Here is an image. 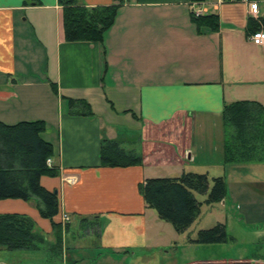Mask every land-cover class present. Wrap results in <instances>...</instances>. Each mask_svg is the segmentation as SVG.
Returning a JSON list of instances; mask_svg holds the SVG:
<instances>
[{
  "label": "crops",
  "instance_id": "0c3cea01",
  "mask_svg": "<svg viewBox=\"0 0 264 264\" xmlns=\"http://www.w3.org/2000/svg\"><path fill=\"white\" fill-rule=\"evenodd\" d=\"M253 1L255 17L242 3H198L219 23L217 32L200 34L190 0H131L100 44L65 42L58 0H0V122H45L41 137L59 172L40 185L57 194L52 222L70 218L57 246L34 201L0 200V214L27 215L43 238L33 251L1 250L0 264H158L170 254L203 264L196 253L217 247L192 244L189 229L176 233L139 193L147 179L183 173L223 177L227 196L216 205L233 203L248 224L264 225V163L223 162L224 105L264 106V49L250 43L248 28L249 18H264V0ZM124 98L121 107L113 101ZM67 99L84 100L92 115L70 114ZM102 140L138 152L142 165L101 167ZM216 205L203 206L210 214ZM85 217H98L99 236L84 232Z\"/></svg>",
  "mask_w": 264,
  "mask_h": 264
},
{
  "label": "trees",
  "instance_id": "16d2710c",
  "mask_svg": "<svg viewBox=\"0 0 264 264\" xmlns=\"http://www.w3.org/2000/svg\"><path fill=\"white\" fill-rule=\"evenodd\" d=\"M200 3L204 0H190ZM228 2V0H224ZM62 9L64 40L67 43H102L105 32L113 25L119 0L109 6L87 7L80 0H58ZM192 17V16H191ZM200 34L218 31L216 15L192 17ZM248 28L253 34L264 30V18L248 19ZM57 93L55 84H51ZM72 115L90 116V106L84 100L67 99ZM80 109V110H79ZM223 125L230 129L223 144V162L229 164L264 163V106L255 101H237L224 105ZM46 130L43 121L20 122L6 125L0 122V200L34 201L42 219L51 221L55 244L61 245L62 234L68 223H54L58 215L57 194L40 185L41 177L54 178L58 168L47 166L53 157L52 145L41 135ZM101 167L128 168L142 165V156L126 150L116 141L102 140L99 147ZM211 183V186H210ZM139 193L148 209L158 218L169 223L176 233H185L201 213L203 205L213 206L224 202L227 196L223 177L208 178L206 174L183 173L178 178L147 179L139 185ZM195 194L205 197L196 199ZM98 217L80 219L84 232L100 235ZM226 227L217 223L209 229L199 230L190 242L194 245L226 244ZM43 238L36 234L34 221L23 214H0V251H33ZM261 264V263H236Z\"/></svg>",
  "mask_w": 264,
  "mask_h": 264
},
{
  "label": "rangeland",
  "instance_id": "374dc122",
  "mask_svg": "<svg viewBox=\"0 0 264 264\" xmlns=\"http://www.w3.org/2000/svg\"><path fill=\"white\" fill-rule=\"evenodd\" d=\"M113 101L116 103V106L121 107L120 102H124L126 99H115ZM124 114L120 115L124 116ZM195 197L199 201H203L205 199V197L197 194H195ZM235 206L236 205L233 203L231 205L227 204V208L222 209L220 206L216 205V209L212 210L210 214L209 212L211 210L206 208V206H203L197 221L189 228L188 234L190 236H196V231L198 229H209L217 223H222L226 227V234L228 238L234 239L232 241L229 240L226 244L214 245L213 247L217 248H214L212 251L206 250L196 253V258H202L203 264H214L216 260L221 262V264L264 262V225L260 223L248 224V222H246L241 216L242 209H237ZM190 256H185L183 254H178L176 256L175 254H170L169 258L159 257L157 263L165 264L166 262L168 264H172L176 261L181 264L190 260ZM17 264L21 263L17 262Z\"/></svg>",
  "mask_w": 264,
  "mask_h": 264
},
{
  "label": "built area",
  "instance_id": "2783aa9c",
  "mask_svg": "<svg viewBox=\"0 0 264 264\" xmlns=\"http://www.w3.org/2000/svg\"><path fill=\"white\" fill-rule=\"evenodd\" d=\"M131 0H119V3L121 5H128L130 3ZM206 1V0H204ZM221 3L224 2V0H219ZM228 2H232V3H242L244 5H246L247 9H248V15L250 17H255L257 14V4L255 1L253 0H228ZM190 14L192 17L194 18H199L202 17L206 14L205 9H202L198 6V3L192 2V6L190 8ZM250 43L257 47V48H261L264 49V30H260L257 31L255 33H253L250 37ZM47 166H51L52 162L51 159H48L46 161ZM70 220L68 215H63L62 218V223H68Z\"/></svg>",
  "mask_w": 264,
  "mask_h": 264
}]
</instances>
